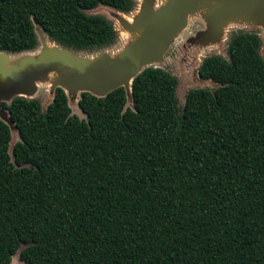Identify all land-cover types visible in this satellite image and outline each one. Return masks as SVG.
I'll list each match as a JSON object with an SVG mask.
<instances>
[{
    "label": "trees",
    "instance_id": "1",
    "mask_svg": "<svg viewBox=\"0 0 264 264\" xmlns=\"http://www.w3.org/2000/svg\"><path fill=\"white\" fill-rule=\"evenodd\" d=\"M101 5L132 0H0V52L54 43H113ZM254 33L229 37L225 57L196 70L213 90L145 68L102 97L81 92L72 114L56 87L43 112L14 97L0 121V264H264V58Z\"/></svg>",
    "mask_w": 264,
    "mask_h": 264
},
{
    "label": "water",
    "instance_id": "2",
    "mask_svg": "<svg viewBox=\"0 0 264 264\" xmlns=\"http://www.w3.org/2000/svg\"><path fill=\"white\" fill-rule=\"evenodd\" d=\"M212 2L219 3L218 7L209 16L213 29H216L214 26L215 19H228L234 14L233 11L240 12L244 16H249L252 21L255 20L254 23H258L264 27V0H164L159 5L154 4V0H140L137 18L126 30L129 33L135 31L138 33L136 37L131 38L115 54L110 55L104 52L97 56L85 57L78 55V51L67 49L55 43L56 45L47 49L48 53L44 52L46 58L50 57L45 63V68H37L35 71L22 70L19 73L21 78L15 79L13 84L8 85L5 82L0 84V96L9 99V102L14 97L32 99L31 94H33L32 92L35 90L37 82H50L47 80L49 73H56L55 80L50 83H56L58 75L67 79V77H70L74 73L76 75L72 79L79 85L81 92L102 97L109 91L122 87L125 99L130 105V84L132 79L143 69L150 67L147 65L159 61L172 37L176 36L184 28L188 18L196 13L200 6L208 5ZM35 26L40 30L34 24ZM40 32L42 33L41 30ZM59 46L61 48H58ZM30 51L17 54L0 52V64L8 63L10 60L19 64L38 61L32 59V56L29 54ZM22 53H28L29 56L24 58L17 56ZM9 55H13V57L9 58ZM30 58L31 60H29ZM63 86L56 83L54 88H60L68 101L65 91L68 88H63ZM54 88L52 89V95ZM1 103L3 102H0V110L5 111L1 109ZM6 115L7 122L11 123L15 130L13 123L8 118L7 112ZM0 121L2 120L0 119ZM8 153L12 157L11 151ZM9 264H11V260Z\"/></svg>",
    "mask_w": 264,
    "mask_h": 264
},
{
    "label": "rangeland",
    "instance_id": "3",
    "mask_svg": "<svg viewBox=\"0 0 264 264\" xmlns=\"http://www.w3.org/2000/svg\"><path fill=\"white\" fill-rule=\"evenodd\" d=\"M163 1L164 0H154V4L159 5ZM139 2L140 0H133V8L127 13H118L101 5L84 11L87 15H100L104 17L112 25L115 31V39L112 44L106 47L92 49L89 51H78V55L89 57L97 56L98 54L104 52L106 54L113 55L120 48H122L131 39L129 32L126 30H128L130 25H132L137 18V14L139 12ZM199 9V11L188 18L184 28L176 36L172 37L167 49L162 54L161 59L147 65L159 68L176 79L177 84L175 97L177 107H181L184 95L187 91L191 89L213 90L216 87V85L210 81L198 79L196 70L200 61L204 57L209 55H218L223 58L225 57L226 43L232 33L241 31L256 34L260 40L259 54L262 58H264V27L262 25L254 23V21H252L247 15L244 16L240 12L233 11L234 14L228 19H215L214 26L216 29H213V25H211L212 23L210 21L211 19L209 18L212 12V4H208L206 6L202 5ZM34 31L37 42L35 48L31 50L29 54L32 56L33 60L38 61L19 64L10 60L8 63L0 64V84L4 82L8 85L13 84L15 79L21 78L19 73L22 70L35 71L37 68H45V63L50 59V57L46 58L44 55L45 53H48V48L56 44L51 42L44 34H42L36 26L34 27ZM58 48L61 47L59 46ZM17 56L24 58L29 55L28 53H22ZM8 57L11 58L13 55H9ZM29 60H31V58ZM75 75L76 74L72 73L70 77H67V79L58 75L56 83L64 85L63 88H68V90H65L68 97V107L70 108L72 114L82 119L84 118V115L76 107V100L78 99L81 89L72 79ZM56 83L46 81L40 83L37 82L35 90L32 92L33 94H31V98L39 102L41 112L44 111L46 105L50 102L52 89L56 86ZM25 96L28 97L27 95ZM0 102L6 103L9 102V99L0 96ZM126 106H129V102L127 101ZM0 119L4 123L6 122L9 127L11 143L9 141L10 145L8 144V151L10 152L12 145L17 142L18 138L12 124L7 122V115L5 111L0 110ZM11 264L22 263L19 262L16 255H14L12 257Z\"/></svg>",
    "mask_w": 264,
    "mask_h": 264
},
{
    "label": "bare ground",
    "instance_id": "4",
    "mask_svg": "<svg viewBox=\"0 0 264 264\" xmlns=\"http://www.w3.org/2000/svg\"><path fill=\"white\" fill-rule=\"evenodd\" d=\"M212 4V11L215 9V8H217L218 7V5H219V3H217V2H212L211 3ZM206 6V5H205ZM200 10V9H199ZM198 10V11H199ZM204 10V9H203ZM209 10V9H208ZM202 13H204V12H202ZM210 13V12H209ZM203 16V15H202ZM201 16V17H202ZM239 19V18H238ZM255 21V20H254ZM227 22V21H226ZM126 33V32H125ZM137 31H135V32H130L129 33V35L131 36V38H134V37H136V35H137ZM126 34H128V33H126ZM55 78H56V73L55 72H51V73H49L48 74V78H47V80H49L50 82H53L54 80H55ZM50 85V84H49ZM2 115V114H1ZM10 143H11V141H10Z\"/></svg>",
    "mask_w": 264,
    "mask_h": 264
}]
</instances>
